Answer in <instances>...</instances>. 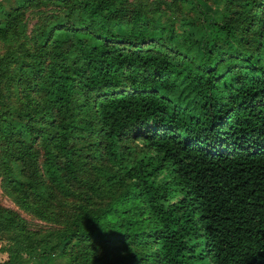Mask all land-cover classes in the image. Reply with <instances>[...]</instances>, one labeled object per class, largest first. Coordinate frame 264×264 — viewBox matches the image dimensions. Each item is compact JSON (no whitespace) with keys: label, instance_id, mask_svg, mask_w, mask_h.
<instances>
[{"label":"trees","instance_id":"obj_1","mask_svg":"<svg viewBox=\"0 0 264 264\" xmlns=\"http://www.w3.org/2000/svg\"><path fill=\"white\" fill-rule=\"evenodd\" d=\"M171 1L198 17L165 23L130 0L0 7V41L18 43L15 67L0 58L16 93L1 171L37 218L74 202L73 264H264V0H222L210 17L205 0ZM44 2L64 16L28 39L25 14ZM1 237L0 264L47 244L3 207Z\"/></svg>","mask_w":264,"mask_h":264},{"label":"rangeland","instance_id":"obj_2","mask_svg":"<svg viewBox=\"0 0 264 264\" xmlns=\"http://www.w3.org/2000/svg\"><path fill=\"white\" fill-rule=\"evenodd\" d=\"M131 3L134 4H151L154 7H157L160 13L167 11L168 19H165L167 15L164 16V21L170 22L173 20V17L178 20L181 18H191L198 17V13L196 10L190 11L188 6L181 7L179 4H173L175 2L171 0H130ZM148 5L149 10L154 7ZM222 0H205L204 6L202 7V11L206 14L207 17L214 16L217 12L221 10ZM170 13V14H169ZM64 16V11L57 3L44 2L43 5L36 10H30L26 12L24 17L25 22V31L26 37L29 39L31 36H38L37 28H39L42 24H48L50 27L52 24H55L56 18L61 19ZM26 38V42H29ZM30 45V43H26ZM17 44L5 43L0 41V58L7 57L6 61H8L9 67H15V63L9 59L12 56L14 46ZM17 56V53H16ZM4 64V63H3ZM7 66V65H6ZM8 80L7 75H5L4 79L0 81V89L6 91L3 94L2 102L0 103V111L9 110L13 112L15 110V104L10 100L14 99V95L16 93L13 91V84L11 86H5L6 81ZM12 94L11 96H9ZM5 105H7L6 108ZM4 129L5 126H2ZM5 130V129H4ZM6 134V133H5ZM4 145L3 140H0V146ZM137 147H140V143H136ZM3 147V146H2ZM0 147V150L1 148ZM12 146H9L11 148ZM39 150V148H38ZM41 159V158H40ZM87 163V162H86ZM90 164V163H89ZM87 167H90L87 165ZM15 174L14 177L17 180H21L19 175L17 174L18 167L15 166ZM0 165V207L12 210L16 212L19 217L24 221L26 228L32 233V237L39 240H45L47 244L44 247L38 249L37 252L31 255L24 254L21 260H18L19 264H73L71 256L73 255L74 248H76V243L70 242L67 245V238L65 236V223L66 219L73 212L74 202L72 200H65L62 198H57L52 202L51 207L47 211V215L49 218H52L50 221H46L42 218L35 217L29 211L20 208L18 204L15 203L13 196L10 194V190L7 188V181L4 177L3 172L1 171ZM92 172L88 169L84 168L83 178H91ZM30 209H33L34 206L29 205ZM47 234H51V237H47ZM9 245V241H7V237L0 238V262L5 261L7 259V255L2 252ZM53 248V249H52Z\"/></svg>","mask_w":264,"mask_h":264},{"label":"crops","instance_id":"obj_3","mask_svg":"<svg viewBox=\"0 0 264 264\" xmlns=\"http://www.w3.org/2000/svg\"><path fill=\"white\" fill-rule=\"evenodd\" d=\"M10 6H12V2H11V0H0V7L1 8H8V7H10Z\"/></svg>","mask_w":264,"mask_h":264}]
</instances>
